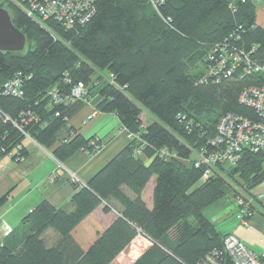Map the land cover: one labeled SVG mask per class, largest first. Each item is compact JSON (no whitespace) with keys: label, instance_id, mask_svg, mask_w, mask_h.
Returning a JSON list of instances; mask_svg holds the SVG:
<instances>
[{"label":"trees","instance_id":"16d2710c","mask_svg":"<svg viewBox=\"0 0 264 264\" xmlns=\"http://www.w3.org/2000/svg\"><path fill=\"white\" fill-rule=\"evenodd\" d=\"M1 2L26 45L0 50V162L30 155L24 132L62 162L78 150L94 155L102 140L69 125L93 96L98 109L116 114L134 137L86 185L74 183L67 205L37 204L22 220L23 240L0 245V264H111L139 233L151 244L132 264H213L210 258L230 264L229 233L205 211L233 194L234 183L251 194L264 180V151L246 149L237 164L219 165L207 179L195 160L201 148H212L223 115L258 116L240 95L264 85V73L207 74L210 53L226 41L264 63V28L256 24L253 1L97 0L94 15L71 29ZM18 74L23 95L7 94L3 85ZM78 82L88 94L71 99ZM144 111L152 117L147 125ZM164 148L173 155L162 156ZM153 177L148 207L143 192ZM7 199L1 197L0 206ZM101 205L117 212L108 227L92 215Z\"/></svg>","mask_w":264,"mask_h":264},{"label":"crops","instance_id":"0c3cea01","mask_svg":"<svg viewBox=\"0 0 264 264\" xmlns=\"http://www.w3.org/2000/svg\"><path fill=\"white\" fill-rule=\"evenodd\" d=\"M252 1L256 9V24L264 28V0ZM97 102V96H93L69 120V125L75 127L84 137L102 140L103 146L96 154L90 156L87 152L78 150L62 162L54 157L52 149H44L34 143L30 155L23 161H14L9 157L4 159L0 167V198L8 194V199L0 206V245L7 241L15 246L23 240L27 226L22 220L42 200H48L57 208L70 202L77 191L69 179L70 171L78 175L79 185H86L128 145V132L118 116L100 111ZM152 179L143 192L148 207L153 206L155 180ZM249 197V208L238 205L235 207V204L222 199L206 209L205 213L222 234L237 235L255 253L261 254L264 252V180L252 189ZM92 215L103 227H108L117 212H106L104 205H101ZM47 234L54 236V240L57 238L52 231ZM129 249L130 246L111 264H132L137 256L131 258L127 254Z\"/></svg>","mask_w":264,"mask_h":264},{"label":"built area","instance_id":"2783aa9c","mask_svg":"<svg viewBox=\"0 0 264 264\" xmlns=\"http://www.w3.org/2000/svg\"><path fill=\"white\" fill-rule=\"evenodd\" d=\"M21 9L27 16L38 22L53 20L64 28L71 29L78 24L87 22L96 11L97 0H8ZM162 2L163 0H152ZM211 65L208 75L216 79L222 76H232L236 72L243 74L264 73V63L254 61L249 53L226 41L216 45L210 53ZM24 76L18 74L3 87L7 94L23 95ZM87 88L83 82H78L72 88L71 99L84 98ZM54 101H60L61 95L53 89L50 91ZM240 102L253 107L257 111V118L250 119L244 116L227 113L217 124L218 134L211 139L212 148H201L196 153L195 166L203 169V179H207L218 169L219 165H235L241 159L242 153L264 151V85L251 86L243 90ZM8 119V118H7ZM132 138L134 135L129 134ZM38 145H40L38 143ZM43 146V145H40ZM145 143L138 146L137 153L141 154ZM44 147V146H43ZM46 148V147H44ZM162 156H172L168 149H161ZM71 176H75L74 174ZM151 244L141 233L134 239L131 248L144 250ZM224 249L229 257L230 264H264V252L255 253L237 235L229 233L224 239ZM213 264H222L210 258Z\"/></svg>","mask_w":264,"mask_h":264},{"label":"rangeland","instance_id":"374dc122","mask_svg":"<svg viewBox=\"0 0 264 264\" xmlns=\"http://www.w3.org/2000/svg\"><path fill=\"white\" fill-rule=\"evenodd\" d=\"M2 1V0H1ZM0 1V2H1ZM104 74H107V71H104ZM88 94V91L86 92V95ZM85 95V96H86ZM84 96V97H85ZM142 120H143V123L145 124V125H147L148 123H150L151 121H152V117H150L148 114H147V112H143V114H142ZM128 132V131H127ZM24 134L27 136L26 137V140H27V147L29 148V150H31V146L33 145L34 146V143L35 144H37L38 145V143L35 141V140H33L31 137H29L25 132H24ZM129 132H128V138H129V140H130V136H129ZM41 148H43V146H41ZM44 149H46V148H44ZM99 151V150H98ZM97 153V152H96ZM95 153V154H96ZM7 157H9V158H11V156L9 155V156H6V157H4L3 159H2V161L0 162V167H1V164H2V162L4 161V159H6ZM12 159V158H11ZM25 159V158H24ZM24 159H21L20 160V162L21 161H23ZM19 162V161H18ZM75 175V176H71V175ZM69 179L73 182V183H77L78 184V182L80 181V179H79V177H78V175L75 173V172H73V171H70L69 172ZM153 180H155V177H153V179H152V181ZM150 185V184H149ZM233 186V189H234V193L233 194H229L228 196H226V197H224L223 199L226 201H230V204H235L234 206L236 207L237 205L239 206V207H243V206H246L247 208H249L248 206H247V204L248 203H250V193H248L247 191H245L244 190V188H242L241 186H238V185H236L235 183L232 185ZM150 187V186H149ZM149 189V188H148ZM252 249V248H251ZM253 250V249H252ZM143 251V249L142 250H138V248L137 247H135V248H132V249H129L128 250V253L127 254H130V256H131V258H133V257H136L139 253H141Z\"/></svg>","mask_w":264,"mask_h":264},{"label":"water","instance_id":"95a60500","mask_svg":"<svg viewBox=\"0 0 264 264\" xmlns=\"http://www.w3.org/2000/svg\"><path fill=\"white\" fill-rule=\"evenodd\" d=\"M25 45V34L13 23L9 11L0 2V50L22 51Z\"/></svg>","mask_w":264,"mask_h":264},{"label":"bare ground","instance_id":"6f19581e","mask_svg":"<svg viewBox=\"0 0 264 264\" xmlns=\"http://www.w3.org/2000/svg\"><path fill=\"white\" fill-rule=\"evenodd\" d=\"M1 5H2V3H1Z\"/></svg>","mask_w":264,"mask_h":264},{"label":"flooded vegetation","instance_id":"af4514ba","mask_svg":"<svg viewBox=\"0 0 264 264\" xmlns=\"http://www.w3.org/2000/svg\"><path fill=\"white\" fill-rule=\"evenodd\" d=\"M1 1V0H0ZM2 3V2H1Z\"/></svg>","mask_w":264,"mask_h":264}]
</instances>
